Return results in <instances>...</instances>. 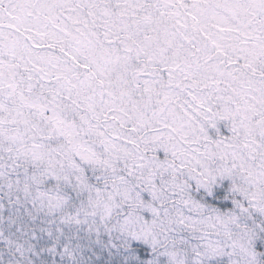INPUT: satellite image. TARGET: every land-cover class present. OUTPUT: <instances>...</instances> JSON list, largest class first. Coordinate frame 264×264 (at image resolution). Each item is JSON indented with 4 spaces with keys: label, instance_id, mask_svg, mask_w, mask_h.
Here are the masks:
<instances>
[{
    "label": "snow or ice",
    "instance_id": "snow-or-ice-1",
    "mask_svg": "<svg viewBox=\"0 0 264 264\" xmlns=\"http://www.w3.org/2000/svg\"><path fill=\"white\" fill-rule=\"evenodd\" d=\"M0 264H264V0H0Z\"/></svg>",
    "mask_w": 264,
    "mask_h": 264
}]
</instances>
